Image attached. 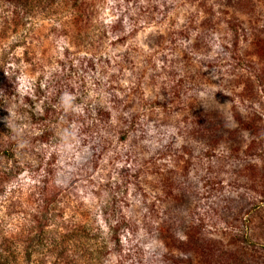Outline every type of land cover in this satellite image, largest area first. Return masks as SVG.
I'll return each instance as SVG.
<instances>
[{
    "label": "rangeland",
    "instance_id": "rangeland-1",
    "mask_svg": "<svg viewBox=\"0 0 264 264\" xmlns=\"http://www.w3.org/2000/svg\"><path fill=\"white\" fill-rule=\"evenodd\" d=\"M167 1L0 0V264H264V0L207 22L201 0ZM178 39L199 57L194 78L174 63ZM208 97L239 141L210 154L218 168L184 150ZM253 118L261 136L243 130ZM169 168L198 195L171 214L170 259L141 241Z\"/></svg>",
    "mask_w": 264,
    "mask_h": 264
},
{
    "label": "trees",
    "instance_id": "trees-1",
    "mask_svg": "<svg viewBox=\"0 0 264 264\" xmlns=\"http://www.w3.org/2000/svg\"><path fill=\"white\" fill-rule=\"evenodd\" d=\"M215 1L216 2L214 4V3H210L208 0H201L203 9L205 11V14L207 15L206 22L212 20L217 15L219 16L220 13H227L237 8L236 5L234 4L235 0H215ZM164 2H168V1L164 0ZM122 20H123L122 18L121 20H118V25L121 24V26H124ZM215 30L216 29L213 26H211V23H205L203 25V33L209 32L210 36H213V33ZM202 36L201 37L199 36L198 38H196L194 43H192L197 48H199L201 44L204 46L205 40ZM175 42L177 43L175 44V46L177 48V51H179V53L177 54V60L174 61V63L175 64L178 63L180 66L181 73H179V75L185 76L186 73H189L191 74L192 78H194L195 73H193L192 70L193 68L196 67L194 64L195 62H197V59H199V57H197V55L195 54V49L190 50V51L187 47L186 49H183V46L181 44L183 40L178 39ZM200 69H201L200 72L202 73L204 69H203V63L201 62H200V65L197 67V71L199 72ZM213 76L216 77V74ZM228 83L230 85L231 82H228ZM247 90H248V93L251 94V97H254V99L252 98V101L253 100H255V102L262 101L261 99H258V100L256 99L257 98L256 87L248 85ZM191 95H193V93ZM207 101H208V104L204 105L203 101L202 100L200 101V98L195 100L196 104L194 103L193 104L195 105L197 109H199L198 112L196 113V115L192 117V120H189V118H185L184 120L186 123L185 129L187 128L186 130L188 133V137L186 138V140L188 141L186 145L187 144L188 145L184 148V150L188 152L189 156L192 150H194L197 153H199V149L203 150L205 154H208L209 156V163L206 162V164L208 163L209 166H211L212 168H218L217 165L219 164V162L218 164H214V163L211 164L213 156H211L210 154L213 153V151H215V148L220 144V142H222V140L226 141L225 143H228L227 141H229V143H232V144H234L235 142H239V141L236 139L237 135H235V133L233 132L234 129L231 130V127L233 125H231L226 120V118L220 114L221 110L216 108L217 107L216 99L215 98L211 99L210 97H208ZM197 114H201V116L198 117ZM127 118L131 119V123H133L132 121L135 120V116H132V118L131 116H128ZM237 119H234V120H237ZM254 119L255 118H253V120ZM123 120L125 124V119ZM167 122L169 121L167 120L166 123ZM255 122H256V119L252 123L246 122L245 125H243L244 126L243 130H247V132L249 131L253 135L257 134L258 136H261L260 134L261 126H259L258 122L257 123ZM162 124H165V123H162ZM167 124H170V122ZM238 124H240V122H238ZM236 131L238 130H235V132ZM190 137H193L196 140V142L191 140ZM203 144L204 146H202ZM207 146H209V148L206 149L205 147ZM168 147H170V145H168ZM193 155H194V158L199 156L195 154ZM192 164H193V161L191 162V165ZM169 173H170V168L164 173V176H162V180L160 182L161 187L159 189L161 190V192H163L164 197H165L162 202L163 213L160 216L161 218L159 216L156 217L158 218L156 222L157 225L152 226L154 231H152V227H148L147 233L141 235V241L145 243L146 241L145 237L149 234L148 235V237H150L149 244L152 246V248L156 252H160V250L162 249V253L160 252L161 257L162 258L168 257L170 259V238L172 237V234H170V224L172 223V221L170 222V219H172L171 214H173L174 209L176 210V208L178 207H180L181 210H184L185 212H190L192 208L193 209L196 208V204L198 202V195H197V191L195 187L193 186V184L195 183L193 179H191L192 183H190V181H187L186 183L187 186L188 184L191 185V186H188L191 191L188 189V187L185 186V179L187 178L186 177L187 174L184 176L182 180L178 179L176 182H172V181L170 182V176H168ZM198 183H200V181ZM196 187H198L197 184H196ZM176 199H179V200L177 201ZM173 201L175 202L171 204V202ZM225 202L226 203L221 205L222 206L221 209L230 210L232 207L228 206V200H226ZM134 204H136V202ZM146 205H147V202H142V204H140L139 206L140 210H138V213L140 214L142 213V215L146 216L147 214H144L143 212L144 209H147L145 207ZM150 207L151 208L150 209L148 208L147 210L149 212V217H151V213L154 211V206H150ZM182 217L183 216H180L177 213V221H176V225H174V229L176 230L179 229L183 231L185 228H187V225L183 221ZM204 226H201L202 229H200L199 230L200 232H198L200 235H197L198 240L200 241L203 240V242L206 241V236L202 233L204 230L203 229ZM187 235H190V229L184 230V233L182 235L174 234V239H175L174 245H176L182 253L186 251V246L184 243H180L177 240H182L183 238L187 237ZM203 254L204 253H201V258L198 259L199 262H201V260L203 261L204 259H206L202 257ZM210 257L211 255L207 257V264L221 263V261L218 260V257H213L209 261L208 258ZM168 263L170 264V260Z\"/></svg>",
    "mask_w": 264,
    "mask_h": 264
}]
</instances>
